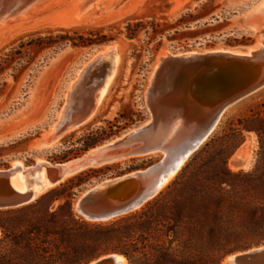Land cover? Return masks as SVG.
Returning a JSON list of instances; mask_svg holds the SVG:
<instances>
[{
    "label": "rangeland",
    "instance_id": "obj_1",
    "mask_svg": "<svg viewBox=\"0 0 264 264\" xmlns=\"http://www.w3.org/2000/svg\"><path fill=\"white\" fill-rule=\"evenodd\" d=\"M8 1H0V58H5L21 39L26 41V37L36 32L59 29L85 32L103 28L104 34L110 33L115 40L92 48L68 46L60 51H30L20 64H11L0 72V170L9 169L17 160L24 170L40 160L49 165L74 161L147 123L151 115L145 95L156 65L168 54L205 53L224 48L244 50L258 42L264 45L263 14L259 12L264 0H100L79 14L76 0H37L26 9L31 0H18L12 6L14 9L11 8L14 16L6 18ZM182 17L193 22L189 27L181 26L177 34L175 30H167L154 40L146 34V31L151 33L153 21L174 25ZM131 19L144 24L135 39L125 34ZM249 25L257 29L249 31L246 29ZM110 44L116 45L119 62L96 106V93L107 79L109 61L100 68L91 67L90 63L99 50ZM262 102L264 88L228 108L211 137L223 135L228 126H237L239 120L252 116ZM94 107L90 122L68 128ZM243 136L244 144L229 161L234 172L249 171L256 162L258 137L254 132H244ZM48 141L54 144L42 146ZM163 157V153H157L90 168L103 172L75 191L73 207L94 185L144 170ZM237 159L245 165L236 167Z\"/></svg>",
    "mask_w": 264,
    "mask_h": 264
},
{
    "label": "trees",
    "instance_id": "obj_2",
    "mask_svg": "<svg viewBox=\"0 0 264 264\" xmlns=\"http://www.w3.org/2000/svg\"><path fill=\"white\" fill-rule=\"evenodd\" d=\"M191 22L185 17L174 25L153 21L146 34L151 40L167 30L177 34ZM143 26L139 19L128 20L126 37L135 39ZM104 31L33 33L0 58V72L20 64L30 51L92 48L115 40ZM244 132L257 135L259 150L251 170L234 172L229 161L244 144ZM102 172L86 170L34 204L0 211V264H89L109 254L122 255L129 264H221L264 245V102L237 126L210 137L141 209L92 223L76 214L73 200L76 190Z\"/></svg>",
    "mask_w": 264,
    "mask_h": 264
},
{
    "label": "water",
    "instance_id": "obj_3",
    "mask_svg": "<svg viewBox=\"0 0 264 264\" xmlns=\"http://www.w3.org/2000/svg\"><path fill=\"white\" fill-rule=\"evenodd\" d=\"M106 47L116 50L112 44ZM251 47L253 46H247L244 50L224 48L206 53L192 52L195 55L187 57L185 54H168V59L160 60L153 71L155 76L145 95L150 120L146 125L143 124L142 128L130 130L121 143L116 142L106 151L113 153L122 144L127 145L126 156L162 152L164 157L144 170L106 179L86 190L75 204L77 215L92 223H106L139 210L157 197L169 176L179 169L180 172L209 140L225 111L264 87V48L259 46L249 51ZM171 97L178 105L166 107V111L161 112V115H175L172 110L177 107L181 116L174 124H171L169 116L164 122L161 115L158 116L154 112L156 107L165 105L167 98ZM181 120L173 140L167 145H162L158 139L159 130L167 128L169 134L173 131V126ZM137 144L139 146L133 148V145ZM119 150L121 152L123 149ZM98 152L92 160L95 165L115 161L118 157L109 154L103 158V151ZM235 165L242 167L244 161L238 159ZM89 166L90 164L77 158L59 164L58 167L55 165L47 168V191H37L35 188L20 191L14 186V179L19 173L29 179L43 169L42 165L36 163L25 171L19 165L0 170V211L34 204L52 189L86 171ZM117 255L119 254H109L89 264H117ZM237 255L233 262L226 264H264V247ZM225 260L221 264H224Z\"/></svg>",
    "mask_w": 264,
    "mask_h": 264
},
{
    "label": "bare ground",
    "instance_id": "obj_4",
    "mask_svg": "<svg viewBox=\"0 0 264 264\" xmlns=\"http://www.w3.org/2000/svg\"><path fill=\"white\" fill-rule=\"evenodd\" d=\"M1 1V0H0ZM3 1H6V0H3ZM16 1H18V0H9L8 2H10V4L8 3V7H7V13H6V18L7 17H11V16H14V13H12V11H11V8L12 9H14V7H12V6H14L13 4H15L16 3ZM37 0H34V1H32L31 0V2L30 3H27L28 5H26V7L24 8V9H26V8H28V7H30V6H32V5H35L37 2H36ZM39 1V0H38ZM99 1L100 0H76V2H77V7L79 8V11H78V14L79 13H81V12H83V11H85V10H87V9H89L90 7H92L93 5H97L98 3H99ZM7 3V2H6ZM25 3V2H24ZM40 3V2H39ZM6 5V4H5ZM1 8V7H0ZM22 10H23V8H22ZM28 11V10H27ZM5 12V11H4ZM259 12L260 13H262L261 15H262V17H263V21H264V6H262L260 9H259ZM23 13H24V11H23ZM19 14V13H18ZM21 14V13H20ZM4 16V15H3ZM2 16V17H3ZM1 17V18H2ZM5 17V16H4ZM1 20V19H0ZM4 20H6V19H4ZM264 23V22H263ZM246 29L247 30H249V31H254V30H256L257 29V27L256 26H254V25H249V26H247L246 27ZM262 47V48H264V45L261 43V42H258L257 44H256V46H253V47H251L250 49H248L249 51H251V50H253V49H256L257 47ZM112 47H114L116 50H110L111 49V47H106L105 49H103V50H99L98 51V53L95 55V58H93V60H92V63H90V66L92 67H102L103 65H105L106 64V61H109L108 63H107V68H108V76H107V79L105 80V82H103L101 85H100V87H99V89H98V91H97V93H96V106L100 103V101H101V99H102V96H103V94H104V92H105V90L107 89V87H108V85H109V82H110V80H111V78H112V76H113V74L115 73V70H116V67H117V64H118V62H119V54H118V50H117V47H116V45L115 44H112ZM226 50H228V51H230V49H226ZM239 50H241V49H239ZM206 53V52H205ZM192 54H194V53H191V54H185L184 56L185 57H187L188 55H192ZM195 55V54H194ZM168 56V55H167ZM164 57H166V56H164ZM162 59H164V60H166V59H168V57H166V58H162ZM162 59H160V60H162ZM86 68V67H85ZM87 68H88V66H87ZM156 70V69H155ZM154 70V71H155ZM86 71V70H85ZM83 73V72H82ZM85 73V72H84ZM82 75V74H81ZM83 76V75H82ZM154 76H155V73H153V78L152 79H154ZM84 77V76H83ZM79 79H80V77H79ZM79 79H77V80H79ZM82 79V78H81ZM76 82V81H75ZM77 84H79V83H77ZM76 84V85H77ZM76 85H74V86H76ZM156 85H157V83H156ZM74 88V87H73ZM264 88V87H263ZM262 88V89H263ZM71 89V88H70ZM75 89V88H74ZM261 90V89H260ZM259 90V91H260ZM75 91V90H74ZM258 92V91H257ZM71 96V95H70ZM68 97V96H67ZM70 99V98H69ZM165 100H163V104H165V102H164ZM158 105H159V103H158ZM172 105V107L174 106V105H178V102L175 100V99H172V97L171 98H167V100H166V104L165 105H162V106H158V107H156L155 109H154V112L158 115V116H160L161 115V112H165L166 111V107H168V106H171ZM67 106V105H66ZM95 106V107H96ZM95 107L91 110V112H89V114H87V115H84V116H82L79 120H77V122H74V123H72V125H70L68 128H76V127H79V126H81L83 123L84 124H86V123H88V122H90L91 120H92V118L93 117H91L92 116V114L94 113V111H95ZM69 108V107H68ZM160 109V110H159ZM179 109L176 107V108H174L173 110H172V112L174 111L175 112V115L173 114V115H171L170 114V116L168 117V116H164V115H161V118L163 119L162 121H164L165 122V120L166 119H170V122H171V124H174V122H177V119L179 118V116H181V113H180V111H178ZM173 112V113H174ZM66 113V112H65ZM160 113V114H159ZM63 116H64V113H63ZM166 117V118H165ZM168 117V118H167ZM63 118V117H62ZM65 118V117H64ZM63 118V119H64ZM66 119V118H65ZM67 119H69V118H67ZM167 121V120H166ZM64 123V122H63ZM181 123H182V120L181 121H179V123H177V125H174L173 126V131H171L169 134H168V132H167V128H163V129H160L159 130V134H158V139H159V142L162 144V145H167V144H169L172 140H173V138H174V135H176V133H177V131L179 130V126L181 125ZM61 125V124H60ZM64 124H62V127H64L63 126ZM146 125V124H145ZM144 126V125H143ZM61 127V126H60ZM141 128H142V126H141ZM67 129V128H66ZM72 129V130H73ZM64 131H65V129H64ZM71 131V130H70ZM133 131V130H132ZM53 132V131H52ZM131 132V131H130ZM129 133V132H128ZM127 133V134H128ZM127 134L126 135H124L123 137H120L119 139H117V140H115L114 142H110V143H108V144H106V145H104V146H101V147H99V148H96V149H94V150H91L90 152H88V153H86L83 157H81V161L83 162V163H88V164H90V166L87 168V169H90V168H99V167H102V166H104V165H107V164H109V165H111V164H113V163H117V162H124V161H127V160H129V159H131V157H143V156H146V155H140V156H126V153H127V145H119V147H117V149L115 150V152H113V153H108L107 151H108V148H110V147H113L114 145H115V143L116 142H122L123 141V139L127 136ZM52 135V134H51ZM46 139H49V135L47 136V138ZM45 139V140H46ZM55 141H56V138H55ZM52 144H54V142L53 141H51V143L48 141V142H44L43 144H42V146H49V145H52ZM139 145L137 144V145H133V148L134 147H138ZM119 149H123L121 152H120V150ZM107 150V151H106ZM98 151H103V153H102V157L103 158H105L106 156H108L109 154H112V155H118V157H117V159H115V161H112V162H109V163H106V164H101V165H95V164H93L92 162V160H93V157L96 155V154H98L99 152ZM157 153H162V152H153V153H150V154H148V155H156ZM80 159V158H79ZM238 160V159H237ZM241 160V159H240ZM38 162H40V163H38L39 165H42L43 166V169L42 170H40V172H36L32 177H30L29 179H27V177L25 176V175H23V173H19L16 177H15V179H14V186L18 189V190H20V191H24V190H27L28 188H35L37 191H40V190H44V191H47L48 189H49V187H47L46 186V183H47V181H46V169L47 168H52L53 166H55V165H49L48 163L46 164V163H43L41 160L40 161H38ZM236 162V161H235ZM235 162H234V165H235ZM16 165H19L20 167H22V169H23V171H25L24 170V168H23V166H22V163H21V161H19V162H15L14 164H13V166H16ZM245 165V164H244ZM57 167L59 166V165H56ZM183 166V165H182ZM182 166L180 167V168H182ZM236 166V165H235ZM237 167V166H236ZM180 170V169H179ZM179 170L177 171V172H174L173 174H171L170 176H169V178H168V180H167V182H166V184L164 185V187L161 189V191L173 180V178L177 175V173H179ZM141 208V207H140ZM236 256H238V255H235V256H231V257H229V258H227L226 260H225V262H224V264H226V263H228V262H233L234 261V258L236 257ZM116 260H117V264H128V262H127V260L123 257V256H121V255H117L116 256Z\"/></svg>",
    "mask_w": 264,
    "mask_h": 264
}]
</instances>
